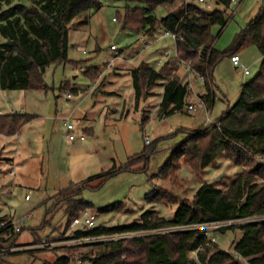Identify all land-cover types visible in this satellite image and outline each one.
Masks as SVG:
<instances>
[{"label":"rangeland","instance_id":"1","mask_svg":"<svg viewBox=\"0 0 264 264\" xmlns=\"http://www.w3.org/2000/svg\"><path fill=\"white\" fill-rule=\"evenodd\" d=\"M18 1L30 5L32 0H13V3ZM263 4L264 0H243L234 16L233 9L228 7V24L223 29L214 28L215 33H221L215 48L225 50L232 45L236 34L258 14ZM127 5L144 6L105 0L100 9L74 20L69 58L74 62L86 61L81 68L71 62L52 64L45 74L48 89L6 90V98L0 95L2 112L15 110L36 115L18 135L4 138L5 141L0 143V230L2 221L11 219L23 227L15 236L16 243L5 247L6 253L0 255L3 256L2 264L53 263L60 253H64L63 247L77 246L76 254L99 252L103 249L98 245L102 241L180 229L168 226L76 239L77 228L72 224L65 231L66 219L61 210L46 216L47 208L61 192L86 182L95 187L102 180L99 176L111 170L122 169L99 188L82 190L85 201L94 206L89 210L96 214L97 226L114 227L135 220L147 221L143 217L149 211L173 220L179 200L192 199L204 182L226 190L243 171L251 169L250 166H236L225 157H219L215 164L205 168L202 178L185 164L179 169L172 167L176 164L173 151L187 137L182 129H200L208 122V116L209 122L220 118L228 107L237 103L242 85L257 75L262 63L257 46L239 51L242 63L250 69L248 76L236 69L230 57H225L217 65L211 107L200 103L199 95L206 91L202 78L189 65L182 64L188 68L187 80L191 87L186 104H195L198 109L165 115L161 111L162 84L152 88L148 98L137 102L132 72L128 71L138 67L144 57L140 56L135 62L130 60L140 46L139 36L124 28L119 20H114L118 13H124ZM3 7L7 5L3 4ZM222 7L213 4V9ZM173 9L175 7L161 6L154 15L160 19ZM163 35L162 29L155 40L151 39V47L145 56L147 62L157 69L164 65H159V60L164 63L167 57L157 53L156 49H166L168 54H173L176 48L175 40ZM3 40L0 36V41ZM112 44L118 47L117 50L111 49ZM97 66L100 68L97 78L84 74L87 69ZM177 76L183 83L187 81L182 74ZM67 92L73 94L70 99ZM67 118L75 125L72 131L76 135L74 141L69 139L65 128L64 119ZM153 148L155 151L149 158L135 159ZM127 166L129 169H125ZM8 172L12 174L6 176ZM156 189L168 191L170 198L158 203L149 202L147 196ZM27 194L31 196L28 198ZM30 212L33 215L28 218ZM45 217L51 219V225L37 229ZM261 219L264 216H255L251 220ZM225 225L228 224L220 222L202 226L208 230L212 249L232 251L233 244L241 238L239 229L220 230ZM12 235L11 229L3 230L0 241H7ZM53 236L58 237L49 238ZM43 241L56 244L53 249H43L39 246ZM190 258L197 259V251L191 252Z\"/></svg>","mask_w":264,"mask_h":264},{"label":"trees","instance_id":"2","mask_svg":"<svg viewBox=\"0 0 264 264\" xmlns=\"http://www.w3.org/2000/svg\"><path fill=\"white\" fill-rule=\"evenodd\" d=\"M103 1L32 0L27 5L20 1L0 0V36L4 38L0 41V90H46L45 74L50 65L71 62L80 66L86 63L70 60V32L75 19L100 9ZM117 1L144 5H127L123 14L118 13L116 19L124 28L138 34L145 32L149 36L160 29L178 35L174 59L164 63L160 69L142 61L132 71L137 102L148 98L152 94L150 90L156 85H164L161 111L165 115L188 110L186 98L191 90L177 76L182 64L189 65L202 78L206 91L200 99L204 105L211 107L217 65L225 57L239 55L243 48L257 46L262 58L257 75L242 85L239 100L228 107L220 118L207 122L197 130L182 129L187 137L174 149L176 164L172 167L179 169L185 164L202 178L205 168L215 164L219 157H225L236 166H250L251 169L243 171L226 190L204 182L192 199L179 200L173 220L156 215V211H149L143 217L147 221L81 229L75 232L74 237H99L168 226L181 227L178 230L102 241L98 244L103 247L99 252L76 254L77 246L63 247L61 250L64 253H60L55 262L45 264H244L235 253L246 259L247 264H264V219L222 227L220 230L232 228L242 231L232 251L212 249L208 242V230L202 227L264 216V4L246 27L236 34L232 45L225 50H217L215 42L221 33H215L214 28L219 26L223 29L228 24L230 0H217L223 7L216 9H208L194 0ZM3 4L7 7L4 8ZM161 6L175 9L159 19L154 12ZM204 48L206 50L202 53ZM90 70L87 69L84 74L97 78L100 68L97 66ZM35 117L19 112L1 113L0 135H16ZM154 151L155 148L145 151L135 159H147ZM121 170L114 169L100 175L102 180L95 187L86 182L61 192L47 208L46 216L61 210L66 219V231L76 217L94 207L85 201L82 190L99 188ZM169 194L166 190L156 189L147 196V200L158 203L170 198ZM49 225L51 219L45 217L37 229ZM198 225L202 226L194 227ZM1 230L9 229L2 227ZM21 231L12 229L13 235L7 241L1 240L0 248L16 243L15 236ZM193 251H197V259L190 258ZM2 260L3 256H0V264Z\"/></svg>","mask_w":264,"mask_h":264},{"label":"built area","instance_id":"3","mask_svg":"<svg viewBox=\"0 0 264 264\" xmlns=\"http://www.w3.org/2000/svg\"><path fill=\"white\" fill-rule=\"evenodd\" d=\"M196 1L197 3H200V4H203L205 5L208 9H213V4H219L217 2V0H215V2L213 1H208V0H194ZM243 0H230V5H229V8L231 7L233 9V16L235 15L236 13V8L239 7L241 5ZM114 20H116V18H114ZM164 36L165 37H171L175 40H177L178 38V35L175 33V32H172V31H164ZM142 42L143 44L147 47L148 46V42L147 40L143 37L142 38ZM111 49L112 50H116L117 49V46L115 44H112L111 45ZM231 62L234 64V66L238 69H241L243 70V73L244 75H248L250 73V69L249 67H246L242 61H241V58L239 55H233L231 58ZM0 95H2V91L0 90ZM67 97H72V95L70 93L67 94ZM200 103L203 104V102L201 101L200 99ZM9 106V103L7 104ZM198 109V106L195 105V104H189L188 105V110L189 111H193V110H197ZM19 111H15V110H11L10 113H17ZM2 113V111H0V114ZM20 113V112H19ZM65 128L66 130L68 131V135H69V139L70 140H76V135L72 133V131H74L75 129V125L73 123L70 122L69 119H65ZM208 122L210 121V117L208 116ZM84 138V136H83ZM146 142L147 143H150V140L148 138H146ZM13 172V171H12ZM11 172V173H12ZM27 197L29 198L30 197V194H27ZM33 215V212H30L27 214V217L30 218L31 216ZM252 217H249V218H246V219H242V220H228V221H225L224 223L225 224H228V225H225V226H229V225H232L234 224L233 222L235 221H242V222H245V221H253L251 220ZM97 216L96 214L92 213V211H90L89 209L85 210L84 212H82L78 217H76L73 221H72V226L77 228V230H85V229H88V228H93V227H96L97 226ZM227 222V223H226ZM220 223V222H218ZM2 227L3 228H7V229H13L15 230L16 232H19L23 229L22 226L18 225L17 224V221L15 219H11L9 221H2L1 223ZM202 226V225H201ZM197 227V226H195ZM199 227V225H198ZM181 228V227H180ZM84 237H80V238H76V239H82ZM56 243L54 242H47V241H43L39 244L40 248H43V249H53L54 248V245ZM6 250L7 248H0V255H4L6 253ZM235 256L241 260L244 261V264H247V261L246 259H244L241 255H239L238 253H235Z\"/></svg>","mask_w":264,"mask_h":264},{"label":"crops","instance_id":"4","mask_svg":"<svg viewBox=\"0 0 264 264\" xmlns=\"http://www.w3.org/2000/svg\"><path fill=\"white\" fill-rule=\"evenodd\" d=\"M160 30H162V29H160ZM159 30V31H160ZM159 31H157L154 35H152V36H148V35H146L145 34V32H142V33H139L138 34V36H139V41H140V46H139V48L137 49V51H136V54H133L132 55V57H131V61H137L138 60V58L140 57V56H144L143 57V59H142V61H146L147 62V59L145 58V56H146V52L148 51V49L151 47V39H152V41L153 40H155L156 39V36H157V34L159 33ZM164 36V35H163ZM145 38L146 40H147V42H148V46L146 47L144 44H143V42H142V38ZM165 37V36H164ZM175 45H176V42H175ZM134 47V46H133ZM118 48V47H117ZM117 50V49H116ZM156 52L157 53H160L161 55H166V62L167 61H169L170 59H174L175 57H176V48H175V53H173V54H168L167 53V51H166V49L165 50H162V49H156ZM118 58H120V56L118 55L117 56ZM166 62H164V63H166ZM148 63V62H147ZM164 63H161L160 62V60H159V62H158V64L159 65H162V64H164ZM150 64V63H149ZM151 65V64H150ZM152 66V65H151ZM82 66H80V68H81ZM154 67V66H153ZM187 67V66H186ZM186 67H183V66H181V68H180V71L178 72V75H183L182 77H184V79H188L189 78V71H188V68H186ZM136 68V67H135ZM135 68H133L131 71H128V72H132ZM155 68V67H154ZM157 69V68H156ZM236 69H238V68H236ZM238 70H241V69H238ZM243 71V70H242ZM117 74H121V72L120 71H117ZM191 74L192 73H190V79L189 80H191ZM244 74V73H243ZM250 74V73H249ZM248 74V75H249ZM248 75H244V76H248ZM188 77V78H187ZM182 82V81H181ZM183 83V82H182ZM185 83H187L188 84V80L185 82ZM92 86H94L93 84L91 85V87ZM162 92L160 93V95H161V102H162V98H163V93H164V85H162ZM191 88V87H190ZM5 91H2V97H4V98H6V96H5ZM69 92H67L66 93V95L68 94ZM205 93V92H204ZM203 93V94H204ZM71 95H73L72 93H70ZM202 94H200L199 96H201ZM68 99H70L71 97H67ZM190 104H192V103H190ZM206 106V105H205ZM207 107V106H206ZM2 109V106L0 105V111H2L1 110ZM20 113H24V112H22V111H19ZM2 113H4V112H2ZM67 119H69V118H67ZM65 120V119H64ZM206 124V123H205ZM204 124V125H205ZM20 132V131H19ZM18 132V133H19ZM18 133L16 134V135H18ZM16 135H14V136H16ZM8 137H12V136H5V135H0V143H3L4 141H5V139L4 138H8ZM209 167V166H208ZM15 171H13V173H14ZM0 174H1V172H0ZM9 174H12V173H10V172H8V174L6 175V176H8ZM5 175V174H4ZM5 176V177H6ZM31 196V195H30ZM3 231V230H2ZM1 230H0V232H2Z\"/></svg>","mask_w":264,"mask_h":264},{"label":"water","instance_id":"5","mask_svg":"<svg viewBox=\"0 0 264 264\" xmlns=\"http://www.w3.org/2000/svg\"><path fill=\"white\" fill-rule=\"evenodd\" d=\"M205 50H206V48H204V49H203L202 53H204V52H205Z\"/></svg>","mask_w":264,"mask_h":264}]
</instances>
